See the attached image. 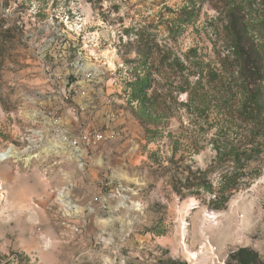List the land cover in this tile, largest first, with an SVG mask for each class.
Instances as JSON below:
<instances>
[{
  "label": "rangeland",
  "instance_id": "rangeland-1",
  "mask_svg": "<svg viewBox=\"0 0 264 264\" xmlns=\"http://www.w3.org/2000/svg\"><path fill=\"white\" fill-rule=\"evenodd\" d=\"M226 2L0 0V264H264V152L223 209L173 189L251 139L246 90L264 117V0ZM233 2L260 78L226 59Z\"/></svg>",
  "mask_w": 264,
  "mask_h": 264
},
{
  "label": "trees",
  "instance_id": "trees-1",
  "mask_svg": "<svg viewBox=\"0 0 264 264\" xmlns=\"http://www.w3.org/2000/svg\"><path fill=\"white\" fill-rule=\"evenodd\" d=\"M221 1L225 5L228 4L226 0ZM226 12L227 22L223 29L229 44L227 47L229 53L226 56L229 65H238L237 73L243 75L245 81L260 78L258 66L260 52L249 42L248 27L243 20L244 14L242 15V3H231V7H228ZM252 61L255 62V65ZM246 91L249 94L247 99V105L250 108L248 114H251V118L256 120L257 130L252 132L251 139L247 140L242 147L232 146L225 151L217 149L216 159L206 169L192 173L191 177L186 179V184L183 187L173 186L180 198L186 195L181 192L182 188L192 195L208 193L210 195L208 205L214 209H223L235 192L257 177L251 171H247L246 167L256 155L264 152V149H260L258 144L254 145L253 143V140L259 137L260 129L264 127V117L260 118L262 106L259 94L261 93L258 87ZM247 146L250 147L247 148Z\"/></svg>",
  "mask_w": 264,
  "mask_h": 264
},
{
  "label": "built area",
  "instance_id": "built-area-1",
  "mask_svg": "<svg viewBox=\"0 0 264 264\" xmlns=\"http://www.w3.org/2000/svg\"><path fill=\"white\" fill-rule=\"evenodd\" d=\"M82 141H83V143L85 142V145L86 146H89L90 143H89V140H88V137L87 136L84 135L83 138H82ZM100 141H101V136L100 135H94L93 136V143H91V144L95 145V144H98ZM77 143H78L77 141H74L73 142L74 145H77ZM82 162L79 163L80 170H83L84 167H85V163H82ZM68 190H69V186L66 185V186H64V187L61 188V190L58 193V195H59V201L64 202L63 207L66 208V209H68V210H71V209H74V207L67 200L68 197L66 195H67ZM116 192L121 197H124L125 196L124 195V192H125V188L124 187H121V186L118 187L116 189ZM65 202H67V203H65Z\"/></svg>",
  "mask_w": 264,
  "mask_h": 264
},
{
  "label": "bare ground",
  "instance_id": "bare-ground-1",
  "mask_svg": "<svg viewBox=\"0 0 264 264\" xmlns=\"http://www.w3.org/2000/svg\"><path fill=\"white\" fill-rule=\"evenodd\" d=\"M9 153H11L10 150L5 151V152H1V153H0V162L5 161V160H7L9 157H11V154H9Z\"/></svg>",
  "mask_w": 264,
  "mask_h": 264
}]
</instances>
